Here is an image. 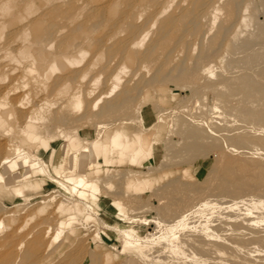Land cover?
<instances>
[{
    "label": "rangeland",
    "instance_id": "374dc122",
    "mask_svg": "<svg viewBox=\"0 0 264 264\" xmlns=\"http://www.w3.org/2000/svg\"><path fill=\"white\" fill-rule=\"evenodd\" d=\"M263 26L264 0H0V183L11 155L29 167L25 154L52 142H67L80 168L46 196L0 205V264H188L176 247L192 233L219 247L218 205L206 198L226 166L242 178L241 165L264 163L223 127L264 95ZM126 163L145 169L134 196L103 190ZM71 193L87 205L79 216L67 213L80 211ZM252 202L250 217L264 220Z\"/></svg>",
    "mask_w": 264,
    "mask_h": 264
},
{
    "label": "bare ground",
    "instance_id": "6f19581e",
    "mask_svg": "<svg viewBox=\"0 0 264 264\" xmlns=\"http://www.w3.org/2000/svg\"><path fill=\"white\" fill-rule=\"evenodd\" d=\"M262 32L264 34V26ZM255 53L254 56L257 58L255 66H261V75L264 78V54L259 56V52ZM244 66L247 67L245 64ZM30 72L34 73L35 71L30 70ZM48 79L49 74H46L44 80L48 81ZM261 93L263 92L248 96V101H245L238 115L242 118L234 129H229L230 126L225 124L226 120L234 117L233 111L228 113L230 117L225 119L223 127H228L227 134L230 136V142L235 140L236 134L244 135L242 144L246 147L247 152L264 158V110H260L257 114L254 112L256 105L254 102H259L257 105L264 106V95L261 96ZM84 97L85 91L82 88L74 89L69 98L70 105L75 109H81ZM257 99L258 101H256ZM97 106L98 104L94 108ZM249 120L255 122L256 126L249 127L247 124ZM233 168L226 166L222 170L224 177L218 180L220 186L214 192L209 193L210 195L206 198L217 202L219 209L217 218L220 220L217 222L218 225L215 224L216 222L212 223V232L219 238L221 237L222 243L216 248L214 245L211 246L210 241L206 238L192 233L188 239L181 241L176 247L179 252L178 256L187 258L188 264H193L195 259L205 257V255L207 257L204 260L205 264H264V225L262 224L264 220L250 217V214L253 213L252 200L254 203H264V163L241 165V170L250 168L248 175L242 178L236 174ZM253 191H258L262 197L255 198L252 196ZM240 199L242 202H238ZM250 201L252 203L248 204L249 206H243ZM192 243L198 246L197 250L191 248ZM246 253L255 254L256 257L249 255V259H247Z\"/></svg>",
    "mask_w": 264,
    "mask_h": 264
},
{
    "label": "crops",
    "instance_id": "0c3cea01",
    "mask_svg": "<svg viewBox=\"0 0 264 264\" xmlns=\"http://www.w3.org/2000/svg\"><path fill=\"white\" fill-rule=\"evenodd\" d=\"M147 133L150 134V138L153 140L155 134L150 130ZM51 146L52 148L49 152L41 149L39 151L33 150L30 154H25L30 158L32 157L31 159L33 160L31 165L25 168L16 167L14 160L17 157L14 154L11 155L9 158L12 161L10 164L11 172L4 177L5 182L0 183V205L8 206L20 201L32 202V200L39 199L54 191L58 187L57 182L59 178L65 180V177L80 172L77 156L67 142H61L58 145L52 142ZM128 155L130 156L132 154L128 153ZM117 169L121 171V174L116 178L109 179L103 190L120 197L134 196V188L143 179L142 171L145 169L142 168V165L133 163L117 166ZM85 172L88 174L89 171L86 170ZM149 176L154 181L155 188H157L160 181L158 174L153 173ZM76 191L78 193H84L88 197L97 198L94 204L91 202L96 210L101 211V208H105L106 197L104 195L94 193L90 188L86 192H82L80 188ZM146 194H141L140 196L144 197ZM71 197L74 198V201L72 203L70 202V204L74 206V204L79 203L80 211L74 206L67 213L70 215L72 212L76 216L83 214L87 208L85 202L80 200L77 194L71 193Z\"/></svg>",
    "mask_w": 264,
    "mask_h": 264
}]
</instances>
